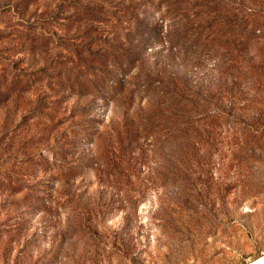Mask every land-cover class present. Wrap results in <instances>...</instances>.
Here are the masks:
<instances>
[{
  "label": "rangeland",
  "instance_id": "1",
  "mask_svg": "<svg viewBox=\"0 0 264 264\" xmlns=\"http://www.w3.org/2000/svg\"><path fill=\"white\" fill-rule=\"evenodd\" d=\"M264 255V0H0V264Z\"/></svg>",
  "mask_w": 264,
  "mask_h": 264
},
{
  "label": "bare ground",
  "instance_id": "2",
  "mask_svg": "<svg viewBox=\"0 0 264 264\" xmlns=\"http://www.w3.org/2000/svg\"><path fill=\"white\" fill-rule=\"evenodd\" d=\"M248 264H264V255Z\"/></svg>",
  "mask_w": 264,
  "mask_h": 264
}]
</instances>
